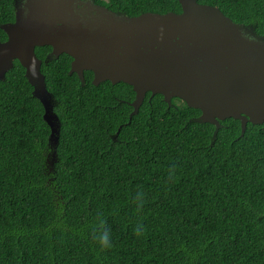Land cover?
<instances>
[{
	"label": "trees",
	"instance_id": "trees-1",
	"mask_svg": "<svg viewBox=\"0 0 264 264\" xmlns=\"http://www.w3.org/2000/svg\"><path fill=\"white\" fill-rule=\"evenodd\" d=\"M16 1L0 0V26L14 22ZM91 1L128 17L181 12L177 0ZM198 3L264 38V0ZM35 55L58 141L14 61L0 80V264H264V124L216 129L150 93L131 116L132 87L93 86L89 71L82 83L48 46ZM99 218L107 251L93 238Z\"/></svg>",
	"mask_w": 264,
	"mask_h": 264
},
{
	"label": "water",
	"instance_id": "water-1",
	"mask_svg": "<svg viewBox=\"0 0 264 264\" xmlns=\"http://www.w3.org/2000/svg\"><path fill=\"white\" fill-rule=\"evenodd\" d=\"M180 13H143L128 17L91 0H23L14 22L1 25L0 80L18 61L33 96L44 109L50 140L58 141L59 121L35 48L51 56L68 55L69 74L92 85L132 87L131 116L142 102L161 95L200 111L198 122L214 125L234 119L241 135L247 124H264V38L233 23L213 6L177 0Z\"/></svg>",
	"mask_w": 264,
	"mask_h": 264
},
{
	"label": "clouds",
	"instance_id": "clouds-1",
	"mask_svg": "<svg viewBox=\"0 0 264 264\" xmlns=\"http://www.w3.org/2000/svg\"><path fill=\"white\" fill-rule=\"evenodd\" d=\"M142 196L143 193H138L136 197L140 207L143 205V200L141 199ZM93 233V238L97 242L100 251H107L113 247L112 234L111 231L106 227L105 219L99 218L97 220V223L93 227ZM134 234L139 237L142 234L141 228L138 227L134 229Z\"/></svg>",
	"mask_w": 264,
	"mask_h": 264
},
{
	"label": "flooded vegetation",
	"instance_id": "flooded-vegetation-1",
	"mask_svg": "<svg viewBox=\"0 0 264 264\" xmlns=\"http://www.w3.org/2000/svg\"><path fill=\"white\" fill-rule=\"evenodd\" d=\"M22 2H23V0H17L16 1V7L20 6Z\"/></svg>",
	"mask_w": 264,
	"mask_h": 264
}]
</instances>
